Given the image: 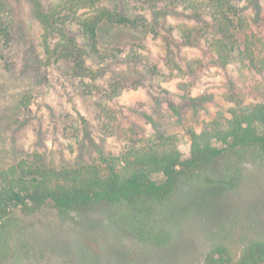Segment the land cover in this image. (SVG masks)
<instances>
[{"label":"rangeland","instance_id":"rangeland-1","mask_svg":"<svg viewBox=\"0 0 264 264\" xmlns=\"http://www.w3.org/2000/svg\"><path fill=\"white\" fill-rule=\"evenodd\" d=\"M55 1L38 0L47 7ZM116 1L145 7L138 13L148 21L165 6L161 0ZM11 2L18 21L28 22L33 2ZM257 3L261 12L255 25ZM239 6H247L249 34L264 36V0H241ZM165 12L157 20V33L145 37L139 29L101 25V48H119L122 56L137 52L146 58L144 66L124 61L95 65L96 79L89 80L73 78L68 64L45 67L34 57L37 68L32 53L20 57L11 72L0 61V171L34 156L54 167L101 164L102 155L119 157L158 134L173 135L187 157L189 130L200 133L217 113L264 99V72L214 65L203 38L192 44L179 40L178 26L196 22L181 15L180 8ZM30 32L40 58L38 27L32 24ZM190 62L192 71L185 70ZM240 176L229 187L217 186L220 177L211 170L203 181L185 178L164 205L154 206L173 230L164 246L139 241L105 205L64 215L50 202L31 214L13 210L0 221V264H201L218 243L238 256L249 242L264 238V167L246 161Z\"/></svg>","mask_w":264,"mask_h":264},{"label":"trees","instance_id":"trees-1","mask_svg":"<svg viewBox=\"0 0 264 264\" xmlns=\"http://www.w3.org/2000/svg\"><path fill=\"white\" fill-rule=\"evenodd\" d=\"M31 1L34 6L29 8V21L20 22L11 0H0V61L8 72L15 70L20 57L29 58L30 53L33 61L35 57L45 67L68 64L73 78L89 80L96 79L95 65L99 68L124 61L144 66L146 58L137 52L122 56L119 48H101V25L139 29L143 37L154 35L161 25L157 20L170 7L180 8L181 15L196 22L193 27L178 26L180 42L192 44L201 37L214 65L235 64L240 71L264 72V36L249 34L252 26L245 14L247 6H239L241 0H161L165 6L153 13L151 21L138 13L145 7L128 2L56 0L47 7ZM145 2L148 0L141 4ZM255 7L252 21L257 25L261 11L258 3ZM32 24L38 27L40 58L31 38ZM29 41L32 45L27 50ZM147 67L159 73L157 66ZM176 67L181 72V67ZM186 67L192 71V62ZM186 135L187 157L177 148L173 135L158 134L155 141L149 139L144 147L127 149L119 157L102 155L101 164L54 167L39 156L20 160L0 171V221L13 210L31 214L47 202L63 215L105 205L139 241L164 246L173 230L166 215L155 213L154 206L164 205L185 178L203 181V174L211 170L220 177L215 180L217 186L229 187L240 180L246 161L264 167V99L246 106L235 104L225 114L217 113L200 133L189 130ZM217 162L218 169H212ZM1 251L0 240V255ZM201 264H264V238L249 242L238 256L218 243L206 252Z\"/></svg>","mask_w":264,"mask_h":264}]
</instances>
